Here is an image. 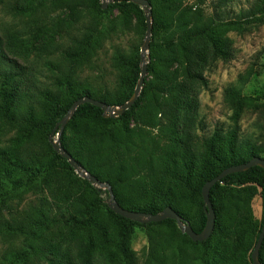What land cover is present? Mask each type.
Masks as SVG:
<instances>
[{
  "label": "trees",
  "instance_id": "1",
  "mask_svg": "<svg viewBox=\"0 0 264 264\" xmlns=\"http://www.w3.org/2000/svg\"><path fill=\"white\" fill-rule=\"evenodd\" d=\"M185 1L147 0V62L135 101L114 117L103 116L89 103L78 105L58 140L88 174L109 185L120 207L156 213L169 206L197 233L205 222L202 184L227 166L253 156L264 159V143L238 139L235 126L216 128L199 140L195 134L204 70L216 60L231 58L228 31L264 24V0H253L232 17H223L220 7L205 13ZM0 5L11 16L23 18L26 28L25 37L8 32L0 41V125L15 131V143L0 147V211L21 193L39 195L37 205L19 221L2 223L23 235V247L5 257V264L37 258L46 264H251L250 251L264 218L260 167L226 174L211 185L212 230L204 240L192 241L172 219L141 223L114 213L99 196L106 190L77 177L49 143L48 136L56 134L60 118L76 98L88 96L118 106L130 97L139 73L136 44L114 50L109 87L93 88L79 80L77 72L114 32L132 29L143 35L140 7L129 0H113L103 9L98 0H0ZM57 9L65 11L68 21L59 19L50 28L46 19ZM74 16L83 26L59 50L65 65L49 87L36 88L33 73L16 58L27 62L34 51L56 48L61 25H69ZM42 35L47 38L39 43ZM259 66L264 71V61ZM146 91L152 97L139 109L140 125L130 127V111ZM244 98L235 86L223 90V103L234 123ZM19 147L27 151L21 153ZM255 196L259 218L251 208ZM132 225L144 228L147 246L140 259L129 245ZM257 257L264 264V235Z\"/></svg>",
  "mask_w": 264,
  "mask_h": 264
},
{
  "label": "rangeland",
  "instance_id": "2",
  "mask_svg": "<svg viewBox=\"0 0 264 264\" xmlns=\"http://www.w3.org/2000/svg\"><path fill=\"white\" fill-rule=\"evenodd\" d=\"M100 3L101 1L98 0ZM187 4L199 6L205 13H210L213 8L222 10L223 17H232L244 12L252 5L253 0H186ZM111 2H107L109 5ZM106 5V6H107ZM109 15H114L113 8ZM65 11L55 10L49 13L46 19V26L52 27L59 19L63 24L68 21ZM75 16L70 18L69 25H61L59 36H55L56 48L52 47L47 52H36L28 55V61L16 58L25 71L33 73V85L36 88L49 87L53 75L57 74L62 65V56L59 52L69 43V36L76 33L83 26L79 20L75 21ZM59 22V21H58ZM24 19L19 16H11L0 5V41L5 39L8 32H16L25 37ZM61 24V23H60ZM53 29H56L53 26ZM144 35V33H143ZM143 35H139L132 29L123 32H114L102 42L96 50L91 62L84 65L77 72L78 79L87 83L93 88L103 89L109 87L113 81L114 70L111 67V57L115 49L126 50L130 45L140 46ZM232 51L231 58L227 61L216 60L213 65L203 72L205 85L198 90L197 118L199 128L195 131L197 139L208 136L214 129H227L235 126L238 139L249 138L256 144L264 143V71L259 64L264 61V24L247 25L240 32L228 31L226 33ZM47 35H42L38 42L45 40ZM139 54V52H138ZM147 62V57L145 56ZM228 86H235L240 94L244 96L243 106L239 116L234 123L231 117V110L223 103V90ZM132 93V92H131ZM139 94V93H138ZM131 95V94H130ZM151 93L144 92L140 100L130 111V127L139 126L138 113L141 105L151 100ZM0 147H7L15 143V131L0 125ZM49 135L48 139H54ZM20 145V144H19ZM18 145V146H19ZM17 146V147H18ZM27 150H21L23 153ZM264 157V153H261ZM77 177L85 179L78 175ZM91 184V183H90ZM92 185V184H91ZM93 186V185H92ZM96 188V187H95ZM97 189V188H96ZM104 191L105 189H100ZM38 193L24 192L8 201L9 207L0 211V264L6 263L5 257L10 253L20 250L23 247V235L14 233L10 229L2 226L5 220L19 221L28 211L29 207L37 205ZM99 196L106 204L107 192H101ZM252 213L259 218L260 207L259 198L255 196L251 201ZM129 245L135 251L136 257L141 258L147 243L144 228L139 225H132ZM28 261V262H27ZM24 263L46 264L43 259H29Z\"/></svg>",
  "mask_w": 264,
  "mask_h": 264
},
{
  "label": "water",
  "instance_id": "3",
  "mask_svg": "<svg viewBox=\"0 0 264 264\" xmlns=\"http://www.w3.org/2000/svg\"><path fill=\"white\" fill-rule=\"evenodd\" d=\"M100 7L103 9L106 7L107 2H112L113 0H100ZM132 3L138 5L140 9L144 13V22H145V31L143 35V40L139 46V73L138 78L136 80V83L134 85V88L132 90V93L130 97L124 101L122 104L118 106H110L105 104L104 102H101L97 99L88 97V96H81L73 100L69 107L67 108L66 112L63 114V116L59 120L58 129L56 132V137L54 139H48L49 143L53 149L54 152L58 153L62 158H64L67 163L72 167V169L78 174L83 176L86 180H88L94 187L97 189H105L108 195L106 204L110 207V209L124 217L130 220H134L136 222H149V221H159L162 219H172L174 220L177 228L179 231L185 235L188 236V238L192 241H202L205 238L208 237L212 230L213 226V212L210 206V202L208 200V190L211 187V185L218 181L221 177H223L226 174L232 173V172H239L246 170L247 168L251 166H258L261 169L264 170V159L259 156H253L249 158L247 161L230 165L225 168H223L218 174L213 176L212 178L206 180L201 188H200V194L203 202V210L205 215V222L202 227V229L199 232H194L190 228V226L187 223L182 222L180 216L175 213L169 206H165L162 208L159 212L156 213H146V212H140V211H133V210H127L122 207H120L116 201L114 200L111 188L106 182H100L96 178H94L92 175L88 174L82 166H80L59 144L58 136L61 132L65 122L67 119L72 115L76 107L82 103H89L91 105H94L101 109L103 116H117L120 113H122L125 109H127L137 98L138 93L140 91L141 82L145 75L146 70V61L145 56L147 52V46H148V40H149V32H150V8L147 0H129ZM264 235V218L261 223L260 230L258 232L257 238L255 240V243L250 251V259L251 264H261V262L258 260L257 252L258 248L260 246L261 240Z\"/></svg>",
  "mask_w": 264,
  "mask_h": 264
}]
</instances>
